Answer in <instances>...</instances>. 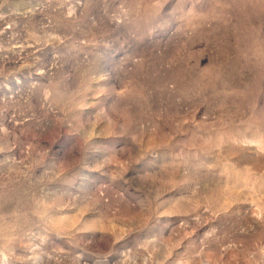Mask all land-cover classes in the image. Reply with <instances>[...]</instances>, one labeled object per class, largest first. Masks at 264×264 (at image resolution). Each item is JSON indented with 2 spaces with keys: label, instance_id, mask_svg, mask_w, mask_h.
<instances>
[{
  "label": "rangeland",
  "instance_id": "1",
  "mask_svg": "<svg viewBox=\"0 0 264 264\" xmlns=\"http://www.w3.org/2000/svg\"><path fill=\"white\" fill-rule=\"evenodd\" d=\"M0 264H264V0H0Z\"/></svg>",
  "mask_w": 264,
  "mask_h": 264
}]
</instances>
